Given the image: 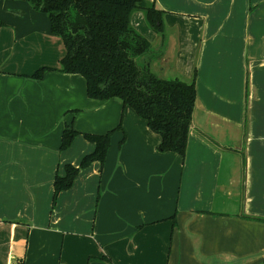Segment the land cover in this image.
<instances>
[{
  "label": "crops",
  "instance_id": "1",
  "mask_svg": "<svg viewBox=\"0 0 264 264\" xmlns=\"http://www.w3.org/2000/svg\"><path fill=\"white\" fill-rule=\"evenodd\" d=\"M148 1L164 10L163 41L142 11L130 22L151 71L194 75L184 157L58 70L65 47L46 13L0 0V264H262L264 221L245 216L264 218V0ZM65 126L80 134L61 150ZM113 128L104 163L52 205L55 175L94 148L82 133Z\"/></svg>",
  "mask_w": 264,
  "mask_h": 264
},
{
  "label": "trees",
  "instance_id": "2",
  "mask_svg": "<svg viewBox=\"0 0 264 264\" xmlns=\"http://www.w3.org/2000/svg\"><path fill=\"white\" fill-rule=\"evenodd\" d=\"M24 1L46 13L51 32L62 39L65 54L58 70L82 75L86 93L92 99H120L123 106L131 107L159 135L158 151H171L184 157L189 132L193 129L194 75L190 81L156 76L149 67L150 43L130 22L134 11H142L147 25L161 34L163 41L164 10L148 0ZM44 71L45 68H40L32 77L40 78ZM114 130L103 134L82 133L94 148L77 166L66 164L63 176L55 175L52 205L60 191L71 187L80 169L93 161L104 163ZM78 134L74 128L65 126L60 149L68 148ZM245 217L264 221L261 217Z\"/></svg>",
  "mask_w": 264,
  "mask_h": 264
},
{
  "label": "rangeland",
  "instance_id": "3",
  "mask_svg": "<svg viewBox=\"0 0 264 264\" xmlns=\"http://www.w3.org/2000/svg\"><path fill=\"white\" fill-rule=\"evenodd\" d=\"M141 61H142V59H141Z\"/></svg>",
  "mask_w": 264,
  "mask_h": 264
}]
</instances>
